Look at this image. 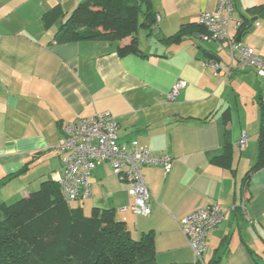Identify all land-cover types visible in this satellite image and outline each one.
<instances>
[{
  "label": "crops",
  "instance_id": "1",
  "mask_svg": "<svg viewBox=\"0 0 264 264\" xmlns=\"http://www.w3.org/2000/svg\"><path fill=\"white\" fill-rule=\"evenodd\" d=\"M81 1L0 0V205L60 173L62 124L107 113L118 144L169 156L171 168L141 169L151 210L143 217L122 211L131 205L128 182L98 166L90 177L96 207L113 209L133 239L151 233L156 264H196L182 220L217 204L223 220L207 234L203 264H264V164L246 178L259 155L264 78L249 67L219 76L209 66L208 55L229 64L227 49L199 33V14L213 12L217 0H150L156 39L138 40L140 54L125 56L105 41L52 42ZM56 5L64 17L45 30L41 16ZM261 6L264 0H233L232 21L257 17L240 42L264 59V16L247 12ZM179 32L178 44L164 41ZM180 82L186 87L168 99Z\"/></svg>",
  "mask_w": 264,
  "mask_h": 264
},
{
  "label": "trees",
  "instance_id": "2",
  "mask_svg": "<svg viewBox=\"0 0 264 264\" xmlns=\"http://www.w3.org/2000/svg\"><path fill=\"white\" fill-rule=\"evenodd\" d=\"M255 11L264 16V6L254 7L247 12L253 15ZM63 17L59 5L54 6L41 16L43 29H50ZM255 20V16L251 19L243 16L237 34L242 32L243 35ZM156 23L150 0H83L67 18L61 20L52 42L63 44L105 41L116 44L115 50L119 56L140 54L137 37L139 29L149 32ZM199 28V33L206 36L205 29L201 26ZM182 37L179 32L164 38V41L178 44ZM234 70L235 68L228 74ZM258 144V160L248 171L246 178L264 164L263 111ZM100 165H107L112 174L120 179L109 164ZM95 169L88 176L91 195L87 199L66 203L55 180H47L26 197L9 204H1L0 264H156L151 233L136 240L128 232L126 223L116 219L113 209L94 206L90 215L85 216L80 206L71 207L75 203L80 205L92 199L90 177ZM128 184L127 193L131 186ZM128 196L131 205L124 211L136 215L131 211L133 198L129 193ZM149 200L150 194L148 204ZM219 249L226 252V245H220ZM219 260L213 258L208 264H219Z\"/></svg>",
  "mask_w": 264,
  "mask_h": 264
},
{
  "label": "built area",
  "instance_id": "3",
  "mask_svg": "<svg viewBox=\"0 0 264 264\" xmlns=\"http://www.w3.org/2000/svg\"><path fill=\"white\" fill-rule=\"evenodd\" d=\"M232 11L233 0H217L213 12H201L198 16V24L206 31L205 38L227 49L228 65L209 63V66L219 76L227 75L234 68L249 67L258 77L264 78V59L252 48L236 42V37L230 32V29L238 31L242 24L241 21H232ZM184 87L185 82L175 84L167 98L173 99ZM60 133L61 141L56 152L62 153L63 157L60 173L54 180L66 203L89 198L90 172L96 166L107 163L114 174L130 183L128 193L133 198L131 211L144 217L150 214L149 192L140 168L160 166L167 174L171 168V157L152 155L136 142L118 144L117 125L107 113L62 124ZM246 141V135L242 133L237 143L240 149L246 145ZM222 220L223 212L217 204H211L183 218L181 231L192 250L196 264H203L202 255L206 250L207 234Z\"/></svg>",
  "mask_w": 264,
  "mask_h": 264
},
{
  "label": "rangeland",
  "instance_id": "4",
  "mask_svg": "<svg viewBox=\"0 0 264 264\" xmlns=\"http://www.w3.org/2000/svg\"><path fill=\"white\" fill-rule=\"evenodd\" d=\"M139 21L141 22V19H139ZM150 32H145L141 29H139L137 37L139 42L142 44V46L147 45L148 41H153L156 39L155 34L153 33L152 35H150ZM216 51V50H215ZM94 200H90V201H85L83 204H77L75 203L74 205H72L71 207H77L80 206L82 208V211L84 213L85 216H89L90 215V210L92 207L97 206L96 204L93 203Z\"/></svg>",
  "mask_w": 264,
  "mask_h": 264
},
{
  "label": "water",
  "instance_id": "5",
  "mask_svg": "<svg viewBox=\"0 0 264 264\" xmlns=\"http://www.w3.org/2000/svg\"><path fill=\"white\" fill-rule=\"evenodd\" d=\"M241 36H242V32H240V33L237 35V37H236V42H240V40H241ZM208 58H209L210 60L216 62V63L218 62V60H217L214 56H212V55H208Z\"/></svg>",
  "mask_w": 264,
  "mask_h": 264
}]
</instances>
